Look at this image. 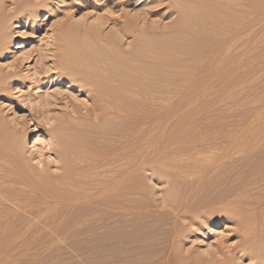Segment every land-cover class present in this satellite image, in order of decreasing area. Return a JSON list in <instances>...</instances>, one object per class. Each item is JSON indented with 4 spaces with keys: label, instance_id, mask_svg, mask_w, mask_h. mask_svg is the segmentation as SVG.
Masks as SVG:
<instances>
[{
    "label": "bare ground",
    "instance_id": "6f19581e",
    "mask_svg": "<svg viewBox=\"0 0 264 264\" xmlns=\"http://www.w3.org/2000/svg\"><path fill=\"white\" fill-rule=\"evenodd\" d=\"M161 5L160 10L131 16L114 31L73 24L58 30L55 69L61 78L83 89L91 101L85 113L60 119L58 142L69 163L68 174L86 172L87 176L98 177L78 179L79 185L59 186L62 189L31 184L23 195L20 189H13L7 202L0 201V264H136L132 260L134 248L127 238L131 236L127 235L129 226L123 227L129 221L132 169H158L167 157L173 160L165 164L174 167L179 156L200 158L204 154L199 149L205 146H198L196 140L181 144L168 138L164 144L159 110L164 104L175 107L176 102L192 97L179 98L177 88L195 92L214 82H196L189 76L205 78L209 73L235 72L233 65L220 56L230 53L229 46L241 31L243 9L256 14L264 9V0H161ZM7 39L4 27H0V51L8 48ZM3 83L0 79V87ZM255 118L257 135L253 139L248 135L251 140H244L240 146L231 145L235 151L228 147L231 150L227 154L251 153L253 163L242 166L238 174L227 175L216 167L191 165L182 174V183L191 188L181 192H203L191 201L201 209L212 207L224 216L239 214L245 232L240 250L257 264H264V107ZM146 143L137 152L130 150ZM241 157L245 162L250 156ZM135 159L138 164L133 166ZM235 176L240 179L233 183L230 179ZM215 184L223 188L215 190ZM251 189L255 192L253 200L248 194L253 193ZM112 226L114 229L108 230ZM86 239L93 245L85 246ZM138 246L142 247L135 248ZM147 246L139 249V254L150 256L145 264H161L157 254L160 248L152 252ZM167 264H180V260L169 258Z\"/></svg>",
    "mask_w": 264,
    "mask_h": 264
},
{
    "label": "rangeland",
    "instance_id": "374dc122",
    "mask_svg": "<svg viewBox=\"0 0 264 264\" xmlns=\"http://www.w3.org/2000/svg\"><path fill=\"white\" fill-rule=\"evenodd\" d=\"M161 8V0H0V27H4L9 43L8 48L0 51V79L4 81L0 87V201L7 202L13 189H20L23 195L31 184L63 188L79 185L78 179L98 177L87 176L86 172L68 174L69 163L65 162V153L58 142L60 119L85 113L91 105L83 89L61 78L55 69L58 30L73 24L91 25L103 32L114 31L133 15ZM243 11L239 22L241 31L229 46L230 53L227 57L220 56L233 65L235 72L209 73L205 78L189 76L196 82L202 79L214 82L206 91L177 88L179 98L192 97L176 102L175 107L164 104L158 113L161 141L165 144L168 138H174L186 144L196 140L197 145L205 146L199 149L204 152L202 157L179 156L174 167L165 164L173 160L167 157L158 169L152 166L132 169L128 189L129 221L122 225L129 226L127 235L131 236L127 238L134 248L131 258L136 264L151 260L150 256L139 254L142 251L139 249L148 243L147 250L154 252L160 248L156 252L161 264L175 257L180 264H257L250 254L240 250L245 232L239 214L224 216L212 207L201 209L191 201L204 195L203 192H197L198 195L181 192L191 188L190 184L182 183L183 171L191 165L192 168L216 167L227 175L238 174L242 166L246 168L254 161H250L251 153L227 155L229 150L235 151L232 146H240L257 135L254 118L264 107V9H258L256 14L246 8ZM42 15L44 19L39 24ZM243 117L246 118L240 121ZM252 123L256 128L251 127ZM146 146L147 143L140 148L131 146L130 150L137 152ZM241 156L250 157L244 162ZM134 161L133 166L138 164V160ZM231 179L235 183L240 177ZM214 187L215 190L223 188L221 184ZM254 193L249 192L250 198L247 197L253 200ZM173 206L178 209L174 210ZM207 218L211 221L206 222ZM111 228L114 229L112 226L108 230ZM88 239L84 245L90 247L93 244ZM137 245L142 247L137 249ZM97 252L106 253V250Z\"/></svg>",
    "mask_w": 264,
    "mask_h": 264
}]
</instances>
